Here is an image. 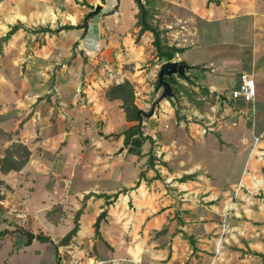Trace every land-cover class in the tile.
Instances as JSON below:
<instances>
[{"label": "crops", "instance_id": "1", "mask_svg": "<svg viewBox=\"0 0 264 264\" xmlns=\"http://www.w3.org/2000/svg\"><path fill=\"white\" fill-rule=\"evenodd\" d=\"M133 1L0 0V37L18 23L33 30L30 32L23 27L18 28L1 45L0 158L13 143L25 145L29 156L20 170H0V180L14 188L0 203L5 208L12 206V209L25 204L27 209L39 205L45 209H55L52 207L54 201L50 199L52 194L59 193L58 203L69 204L74 200L73 209L78 210L84 195L93 193L85 201L78 217L79 228L72 238L77 243L74 251H77L75 254L78 256L103 259L127 257L131 261H140V264H264V200L261 202L250 195L264 194L263 131L254 135L244 168L239 171L235 181L213 183L209 177L197 173L187 164V169L165 173V168L170 169V165L167 160L169 155L164 150L171 144H167L169 137H165L167 140L160 138L159 125L156 128L141 126L143 135L150 136L153 144L149 140L134 139L124 146L123 135L112 136L123 129L112 131L109 125L99 135L100 131L94 130L92 125L97 120L106 119L108 115L107 111L102 110L93 86L98 87L102 81L87 77L86 80L91 83L81 85L87 100L81 102L78 75L72 73L68 77L70 80L58 77L67 69L71 57L70 45L76 41H79V46L74 45L78 52L71 61L77 62L81 51L88 63L92 64L102 59L98 56L99 51L102 52V44L108 49L109 45L102 38L106 32L107 37L115 42H112L113 45L117 38H121L122 41H117L118 45L133 44L130 49L152 46L153 36L149 31H145L135 41L139 28L135 26L134 15L138 11ZM97 3L101 9L88 20L83 36V28H62L64 25H81ZM116 4V10L107 14ZM126 4L128 7L125 9ZM211 5L220 11L210 7L201 15L212 32L209 39L216 34L213 25L222 23L224 29L233 21L237 23L233 33L240 34V40L233 44L222 38L217 44L209 42L205 46L197 45L209 49L201 59L194 57L189 64L201 71L197 66L203 63V75L197 78L190 71L188 74L191 80L207 88V93L215 94L221 101L228 99V102H235L231 96L226 97L222 93L221 78H224L229 59L216 53L211 55L209 51L234 47L240 75L248 74L254 78V102L257 100L259 104L256 111L262 113L264 0H214L210 2ZM128 14L134 18L133 29L129 31L125 29ZM245 22L247 28L243 27ZM42 27H48L51 31H38ZM90 40L97 44L96 48H93L94 44ZM181 56L182 53L175 57L181 59ZM37 65L48 68L60 65L59 70L55 68L52 71L49 68V74L46 73L50 79L54 78L49 80V85L57 91L49 97L50 101L45 97L50 91L46 90L43 94L35 88V81L40 80L38 77L36 79ZM124 76L126 73H122L116 83L123 81ZM68 81L75 84V91L71 95H67L63 87ZM239 83L240 78L233 89ZM87 122L91 124L88 127L85 125ZM125 122V128L135 123ZM151 145L155 164L153 168H147V152ZM120 147H123V151L117 154ZM73 148L77 152L81 150L75 157L72 155ZM156 152L163 158L160 159ZM183 158L179 156L182 163L185 162ZM140 171H144L145 178H139ZM183 174H194L195 177L178 181ZM25 176L34 189L31 191L32 197L21 200L19 193L25 191L21 188L20 192L17 191L14 182H20ZM100 193L109 195L112 202L108 204L105 197L97 196ZM35 194L48 197V200L37 204L38 196ZM114 194H117L115 198ZM250 203H257L263 210L256 211ZM103 210L106 215L99 224L100 237H95L93 223ZM179 211L181 214L187 212L184 218H179L181 214L176 215ZM186 236L193 237L195 250Z\"/></svg>", "mask_w": 264, "mask_h": 264}, {"label": "rangeland", "instance_id": "2", "mask_svg": "<svg viewBox=\"0 0 264 264\" xmlns=\"http://www.w3.org/2000/svg\"><path fill=\"white\" fill-rule=\"evenodd\" d=\"M141 1L150 9L151 15L149 16V21L165 31L164 37H166L168 43L183 46L180 47L182 49L180 52L182 53L181 59L188 63L193 62L192 59L194 57L202 58L204 52H207L206 50L209 48H200V46H205L206 43L212 42L213 44H217L220 43L222 38L233 44L240 40V34L233 33L234 25L237 24L233 21L230 22L229 27L224 29L222 23L213 25L215 26L214 33L216 34H213L211 36L212 39H209L212 32L205 25L206 20L201 15L210 7H214L213 9L220 11L215 5L210 6L209 0ZM135 4L134 6L137 8ZM127 7L128 4L124 6L125 9ZM90 13H93L92 16L94 13H97L95 7H93ZM136 15L134 17L137 20ZM125 19L127 21L125 22V29L128 31L132 30L134 26L132 14H128V17ZM243 27H248L247 22L244 23ZM107 36V32L106 34H102V38L109 45L108 49L102 44V52L99 51L98 54L102 59L98 60L96 64L88 63L87 58L84 57L81 51L77 62H72L71 59L78 52L77 47L74 46L75 43H72L69 50L71 57L67 63V69L64 74H58V77H63L64 79H69L68 77L74 72L78 75L80 78L78 83V89L80 88L79 101L81 102L87 100L85 96L86 92H82L83 88L81 85L87 86V83H91L86 78L96 77L95 79L98 78L102 81L99 82L100 85L98 87L93 86V88L97 91L96 94H98V100L102 104V110L107 111L106 115L108 116H106V119L95 121L92 128L103 132L106 131L107 125L113 129L112 131H121L126 127L127 123L125 122L126 119L121 108V102L110 99L106 93L108 87L115 84L116 79L122 73H126V76L129 78L124 76L123 80L128 79L132 83L135 104L143 111L140 122L141 126L156 128L159 125L157 129H160L158 131L160 138L167 140L169 137L167 144L171 145L166 147L164 152L170 157L167 158L170 169L167 170L163 165L159 164L161 168H165V173L166 171L168 173H173L176 170L181 171L187 169V166L190 165L196 169L197 173L200 172L209 177L213 183L219 182L220 184H225L232 180L235 181L239 171L244 168L248 151L254 142V135L257 136L263 131L264 137V112L258 114V111H256L259 107L257 100L254 103H244L242 99H235V102H228V99L221 101L215 94L211 95L207 93V88L196 83L194 80H192L194 84H191L189 81L175 76L181 85L180 92L178 93L180 111L176 116V106L170 103V99L157 103L160 95V88L156 86L157 72L158 66L164 59L156 57L153 46L130 49V46H134L133 44L128 46L127 44L125 46L122 44L118 45L117 41L122 40L116 37V44L113 45L112 38H108ZM244 36L246 35L244 34ZM90 41L94 44L93 48H96L97 44L95 45L94 41ZM197 45L200 46L198 47ZM209 51L211 55L216 53L222 58L226 57L229 59V64L224 72V78H221V82L223 84L222 93L226 97H230L231 90L236 86V82L241 76L238 66H236L234 47L226 46L224 49L221 47L219 50ZM180 53L175 54V56ZM59 67L60 65H56L49 68L53 71L55 68L59 70ZM203 67V63H201L197 66L201 71L196 68H191L189 71L193 75L196 74L197 78L202 77ZM49 68L45 66L39 67V65H37V68L35 67V70H38L36 79L37 77L40 78L39 81H35V88L43 94L46 90L50 91L48 94H45V97L50 101L49 97L57 91L49 85V80L54 79H50V75L46 76V73L49 74L50 72ZM119 69L122 72L120 71L117 74ZM87 73H89L88 76ZM54 75L57 77V73L54 72ZM63 87L67 95H71V92L75 91L74 82L68 81L66 84H63ZM162 104L165 106H162ZM89 122L85 123L87 127L91 125ZM253 124L255 126L254 130L252 129ZM80 145L78 148H80ZM80 151L77 152L73 148L72 155L75 157L76 153L78 154ZM156 154L159 157L160 154L157 152ZM15 155L16 157L19 156L18 153H15ZM180 155L185 157L183 158L185 162H180ZM159 158L162 159V155ZM186 164L187 166L185 167ZM28 179L25 176L20 182H14L17 191L20 192L19 188L25 191L19 193L21 200L27 199L30 196L32 197L33 192L31 193V191H33L34 185L30 181H27ZM68 187L67 189H69ZM13 190L14 188H11L9 184L0 180V200L4 199ZM59 195L61 194L51 195L50 200L54 201L52 207L54 206L55 209H45L41 207L42 205H39L37 208L28 207L27 209L25 207L27 206L26 204L12 209L10 205V207L5 208L1 204L4 210L0 213V232L3 229H8L10 232L0 235V264H68L70 259L68 251L71 250V253H77V251H74L77 243L71 239L67 244L62 245L59 244V241L73 227L76 212L73 209L75 201L73 200L69 204H60L57 202L59 201ZM250 195L259 198L261 202L264 200L262 192L250 193ZM37 196V201L39 202L37 204L46 203V200H48V197ZM216 202H219V200ZM250 205L256 211L263 210L257 203H250ZM7 210L8 212H6ZM182 213L179 211L176 215L181 214L182 217L179 216V218H184L187 212L183 211ZM16 228L30 231L34 235L42 234L48 236L53 243L57 244V253L59 255L56 254L55 247L50 242L34 239L29 245H25L24 235L17 231ZM85 228H87L86 223ZM70 244L72 246L69 247ZM94 252L89 251V253ZM58 257H60V261ZM219 261L223 260L219 259Z\"/></svg>", "mask_w": 264, "mask_h": 264}, {"label": "trees", "instance_id": "3", "mask_svg": "<svg viewBox=\"0 0 264 264\" xmlns=\"http://www.w3.org/2000/svg\"><path fill=\"white\" fill-rule=\"evenodd\" d=\"M117 3L119 0H116ZM214 0H209V2H213ZM135 3L138 8V12L136 15V22L135 26H137L138 32L136 35L135 41L137 42L139 37L145 32L149 31L152 33L153 39H152V46L155 50V55L158 59H164L166 60H171L175 57V54L180 53L182 49L178 47L176 44H169L166 37H164L165 31L163 29H160L158 26L153 25L149 21V16L151 15L150 9L144 5V3L141 0H135ZM83 4H86L83 2ZM117 4L114 6L113 10L109 11L107 14H110L116 10ZM88 21V17H87ZM87 21L83 20V23L81 25L73 26V25H64L62 28L64 29H69V28H83V34L86 31L87 27ZM23 27L26 31L32 32L30 28H27L23 26L21 23L13 25L5 35L0 37V51H1V45L3 42L7 41L9 37L18 29ZM38 31H51L48 27H42L38 29ZM35 32V31H34ZM167 79V78H164ZM171 84L174 87L175 93L178 95L180 92V83L177 81L176 77L173 76L171 79ZM189 83L194 84V81L190 80ZM156 86H158V80L156 81ZM159 88V86H158ZM207 91V89H206ZM107 95L110 99L112 100H118L121 102V108L124 112L125 119L130 122H136L127 128L123 129L120 133H115L112 134V136H120L123 135V145L127 146L129 145L134 139L136 140H149L151 144H153V140L150 136L148 135H143V132L141 130V118L143 115V111L135 104V97H134V87L132 83L128 80L125 79L122 82L112 84L108 87L107 89ZM170 103L175 106V103L170 99ZM180 109L179 107L175 108V115L177 116L179 113ZM15 153H18V157H14ZM148 158H147V168H153L154 167V160L155 157L152 152V145L149 151L147 152ZM29 156V150L27 147L21 143H13L10 148H7L5 150V153L2 158H0V170L1 171H10V170H20L21 167L25 164L27 161V158ZM157 177L159 176L158 173L156 175ZM194 174H183L181 177H179L177 180L182 182L186 181L188 179L194 178ZM139 178H145V173L144 171H140L139 173ZM138 184V182L136 183ZM126 190V189H124ZM122 192V191H120ZM93 195V193H88L87 195H84L82 199V206L76 210L75 215H74V224L73 227L61 238L59 241V244H67L72 237L76 234L79 224H78V217L80 213L82 212L83 207L85 206V201L86 199L90 196ZM97 196L105 197L106 201L108 204L112 202V200H109L110 196L105 194V193H100L97 194ZM117 194H114L113 197L115 198ZM4 210V207H2L0 203V213H2ZM106 211L103 210L97 217L95 222L93 223V228H94V236L95 237H100V232H99V224L101 220L105 217ZM4 218V217H3ZM17 231L21 232L24 237H25V245H29L32 241V235L33 233L30 231H26L22 228H16ZM10 232L8 229H3L0 232L1 234H6ZM188 238L189 243L193 250H195L194 246V239L191 236H186ZM36 239L41 240L42 242H50L54 245L56 254L57 253V244L53 243V241L46 235L42 234H36ZM58 244V245H59Z\"/></svg>", "mask_w": 264, "mask_h": 264}, {"label": "water", "instance_id": "4", "mask_svg": "<svg viewBox=\"0 0 264 264\" xmlns=\"http://www.w3.org/2000/svg\"><path fill=\"white\" fill-rule=\"evenodd\" d=\"M101 9V5L97 3L95 6V11H99ZM93 13H89V15L84 17V21H87V17H91ZM76 46H79V41H76ZM194 65L189 64L188 62L182 60L173 58L171 60L163 61L158 66V72H157V80H158V86L160 88V95L157 99V103L163 101V100H169L171 99L176 107H180V101L178 95L174 91V87L171 84V79L173 76H179L183 78L185 81H190L191 77L188 74V71L193 68ZM167 78V79H164ZM99 135H101V132H98ZM123 151V147H120L117 150V154L121 153ZM36 239V235H32V240ZM58 260L60 261V257H58Z\"/></svg>", "mask_w": 264, "mask_h": 264}, {"label": "built area", "instance_id": "5", "mask_svg": "<svg viewBox=\"0 0 264 264\" xmlns=\"http://www.w3.org/2000/svg\"><path fill=\"white\" fill-rule=\"evenodd\" d=\"M255 94H256V83L254 81V78L248 74H242L240 76V83L238 87L231 91V98L242 99L243 102L246 103H253ZM68 252L70 254V259L68 261V264H140V261H131L127 257L103 259L93 256H88V257L76 256V254L71 253L72 252L71 250Z\"/></svg>", "mask_w": 264, "mask_h": 264}]
</instances>
